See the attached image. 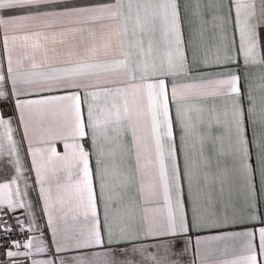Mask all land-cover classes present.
I'll list each match as a JSON object with an SVG mask.
<instances>
[{
    "label": "snow or ice",
    "instance_id": "6c2138e0",
    "mask_svg": "<svg viewBox=\"0 0 264 264\" xmlns=\"http://www.w3.org/2000/svg\"><path fill=\"white\" fill-rule=\"evenodd\" d=\"M0 264H264V0H0Z\"/></svg>",
    "mask_w": 264,
    "mask_h": 264
},
{
    "label": "crops",
    "instance_id": "0c3cea01",
    "mask_svg": "<svg viewBox=\"0 0 264 264\" xmlns=\"http://www.w3.org/2000/svg\"><path fill=\"white\" fill-rule=\"evenodd\" d=\"M259 2V0H257V3ZM49 47L51 48V47H53V45H49Z\"/></svg>",
    "mask_w": 264,
    "mask_h": 264
}]
</instances>
